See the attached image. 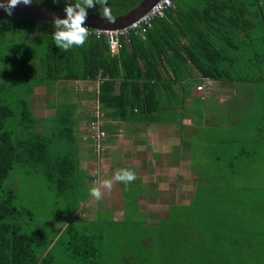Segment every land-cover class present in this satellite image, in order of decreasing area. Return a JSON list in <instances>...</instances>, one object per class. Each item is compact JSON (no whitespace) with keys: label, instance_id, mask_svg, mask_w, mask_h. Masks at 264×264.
<instances>
[{"label":"trees","instance_id":"1","mask_svg":"<svg viewBox=\"0 0 264 264\" xmlns=\"http://www.w3.org/2000/svg\"><path fill=\"white\" fill-rule=\"evenodd\" d=\"M35 1L47 8H58L59 3L58 0L55 3L53 0ZM141 1L108 0V7L112 16L116 17L130 11ZM99 8L97 5L87 9V12L102 16ZM172 13L179 20H174ZM166 14L169 17L153 18L151 27L143 34L131 31L127 39L121 38L115 52L110 50L105 36L96 37L92 34L83 47H73L64 52L53 42L55 29L52 22L0 14V28L23 26L29 32L34 30L38 34L40 32L36 28L39 22L45 30L48 27L51 29L46 31L44 48L40 50L37 59L34 49L27 45L5 54V77L18 80L34 78L35 81L27 90L28 97L18 99L19 123L26 129L24 139L14 141L11 131L4 128L6 120L15 116V113L10 103L0 100V264H54L51 246L56 240L63 244L69 259L81 264H126L130 260L128 256L112 260L107 254L111 244L104 242L106 235L101 225L104 218L98 216L99 212L97 218L90 221L83 220L76 212L83 201L87 200V193L78 186L86 185L89 180L94 182L101 176L97 172L89 175L80 167L75 141L69 133L66 134L72 129L71 123L67 121L71 108L62 105L56 111L58 126L64 125V128L59 129L57 126L55 135L58 134L64 140H58L62 146L58 152L49 155L50 138L44 136L45 130L35 129L36 119L29 105V96L36 85L48 87L60 80L95 81L97 91L94 101L99 103V111L105 121L111 117L133 120L137 115L144 118L147 114L157 120L160 112L169 104L177 105L175 102H178L181 105L184 89L202 83L205 78L212 81L247 78L244 69H241L242 73L233 70V57L228 56V53L232 54L231 48L240 47L238 38L241 37V31L253 25L247 15L246 0H174V7L168 9ZM166 18L170 21H165ZM224 61H228V64L224 65ZM45 127L48 130V124ZM51 136H54V132ZM105 140L102 141L103 152ZM247 148L251 146L241 147L238 156L237 153L233 155L230 166L235 164L234 158L243 162L245 157H238L251 154ZM14 168H23L28 176L41 173L48 189L54 191L55 200L68 199L70 195L76 199L71 218L65 220L67 224L64 228H52L47 233L39 226H30L33 222L32 209L13 203V191L5 190L2 186ZM216 179L221 182L228 178ZM131 201L135 206L133 209L130 207V210L138 212L135 196ZM175 210L171 208L169 217L162 218L159 226H150L145 221L136 220L139 226L147 228L145 231L148 235L153 232L158 238L153 242L157 249L154 263L217 264L214 255L218 245L212 238L200 243H186L191 241L187 237L188 232L191 234L188 230L195 229L194 219L208 229V234L212 233L209 227L213 219L210 217L211 212L208 209L188 211L186 218L182 219L183 213ZM59 213L56 211L55 214ZM111 213L109 211L108 215L111 218L105 219L112 222L124 220H112ZM113 228L117 230L109 238L115 242L125 228L118 223ZM142 231L139 235L136 230L131 232V241L135 238L136 244L134 251L137 257L134 264H151L146 259L150 242L145 239ZM113 245L118 248L116 243Z\"/></svg>","mask_w":264,"mask_h":264},{"label":"rangeland","instance_id":"2","mask_svg":"<svg viewBox=\"0 0 264 264\" xmlns=\"http://www.w3.org/2000/svg\"><path fill=\"white\" fill-rule=\"evenodd\" d=\"M254 1L255 0H246L247 15L252 20L253 25L250 29L241 31V37L238 38L240 47L231 48L232 54L228 53V56L233 57L231 62L234 65L233 70L242 73L241 69H244L243 73L247 77L244 81L246 82V86L243 85V88H241L239 84H237L235 89L239 91L238 93L240 94L249 93L255 98L257 105H251V109L253 110L250 117L253 116L259 119L261 116L262 126L257 127L261 129V132H256V128L253 130H244L243 133L241 131H235L238 142L234 145L231 143L232 152L234 154L237 153L240 151L241 146L245 144V146H251V148H247L248 152L251 154L245 156L241 154L238 159L245 157L243 162H239L234 158L233 161L235 164L232 166L227 162L231 161L233 156H231V158L229 157L230 154L225 152V146L226 140L233 139V126L230 127L228 132L219 134L218 137L220 141L218 142V147L214 145V142L211 144L209 139L212 138L211 136H202V132L198 139L194 137L196 138V143L204 145V152L216 154L212 151V149H214L215 151H223V153H221L218 159L215 157H206L204 163L201 164L200 178L202 182L198 181L199 188L197 198L189 202L181 200L172 206V208L176 209L175 211L183 213L182 219L186 218L185 216L188 211L195 212L197 209L203 211L208 209L211 212L210 217L213 219L209 227L212 233L208 234V229H205V226L195 219L194 225L197 227L188 230L191 234L189 235L188 232L187 238L191 241H186V243H192V241L200 243L202 240H209L212 238L213 242L218 245L214 255L218 261L217 264H264V120L262 119V117H264V0H259L257 3ZM58 2V8H65L66 4L69 3L68 0H58ZM37 28L36 31L40 32L38 34L34 30L29 32L23 26L0 28V100L10 103L14 110L15 116L9 117L4 126L6 130L11 131L14 141L21 140V138L24 139L26 136V129L22 123H19L20 114L18 111V99L28 97L27 90L35 79L18 80L5 77L4 72L6 71L7 64L5 61V54L16 51L19 47L27 45L31 49H34L35 59H37L39 53L44 48L45 34L51 30L50 27L45 30L46 28H43L39 22L37 23ZM228 61H230V59H228ZM228 61H224V65L228 64ZM79 85L80 86L76 84L79 89H82L83 86L81 84ZM59 86L60 88H67L65 84H60ZM89 86L94 89L95 92L96 83L95 85L93 84V86ZM209 90L211 91V88L205 91L207 92L205 98L207 95H210L208 94ZM95 93L92 94L91 92L90 94L94 96ZM67 94L70 95L68 92ZM47 96V101H51L54 92H47ZM211 100L213 99L209 98L207 102H204V106L213 104L211 109L214 110L216 105L211 102ZM239 102L243 103L242 100ZM85 104L86 107H90V109L99 110V103L94 100L92 101L91 97H89ZM42 107L43 103L39 104V108L42 109ZM93 113L94 111H92V115ZM234 114L233 112L230 113L234 119H237V116ZM193 119L195 118L193 117ZM249 123H254V121H250ZM46 124H48V130L45 127ZM58 124L57 117H54L52 121L42 124L46 131L44 136L50 138L48 146L49 155L58 152L60 146H62L58 143V140H64V138L59 137L58 134L55 135ZM58 128L63 129L64 125H60ZM35 129H38L37 122ZM52 132H54V136H51ZM257 136L261 141L259 145L255 144L253 141L249 142V140L246 143V140L243 139L255 138ZM227 151L229 152L228 149ZM92 156L95 157L93 154ZM197 159H200V156H197ZM84 166L88 170L89 165ZM112 170V168H109L107 172ZM88 172L90 175L94 174L92 170H88ZM216 178L228 179L217 182ZM2 186L5 190L13 191V203L19 207L29 206L32 209L33 222L30 226H39L47 233H50L52 228L61 226L64 228L65 224H67L65 220L71 218L70 213L76 204V199L72 195L68 196V199L61 198V200H55L54 191L48 189L43 175L37 173L28 176V173H26L23 168H14L10 172L8 178L4 180ZM83 187V184L78 186L80 190ZM124 188L123 204L119 195L111 199H109V197H104L109 199L108 202H103V199L96 201L92 198L91 200L83 202L76 212H78L83 220L86 219L88 221L96 219L99 212L98 216L101 215L104 218V223L101 224L104 234L106 235L104 242L111 244V249H107L106 251L107 254L112 260H120L124 256L130 257V260L126 264L136 263L135 260L137 257L134 251L136 247L135 238L131 241L133 235H131V232L134 233L133 231L136 230V234H138L143 229L144 231L141 233H144L145 239L152 243V247H150V243L147 246L146 259L151 264H155L154 257L156 256L157 249L153 242H156L158 238L153 232H151L153 235H151V233L148 235V232L145 231L147 228L143 225L139 226V222L136 220L145 221L148 225L155 226L158 224V221L168 215V212L164 209V205L161 203L162 206L159 203L160 195L149 198L150 205L144 204L141 201L138 212L131 211L130 207L133 209L135 206L131 200L134 196H138V194L136 191H129L135 189L136 184L130 183L124 186ZM154 190L157 191L156 189ZM148 191L152 192L151 190ZM1 195L2 192H0V198ZM167 199L168 197L165 196L163 200L168 201ZM140 200L142 199H139V201ZM169 202L172 203L176 201L170 198ZM190 202H192V204H190ZM56 211H60L61 213L56 215ZM109 211L110 213L113 212L112 220H120V218L124 220L119 222L110 221L109 219L111 217H108V215H110ZM122 214L124 216L123 218ZM107 217L109 219H105ZM94 222H97V220ZM116 223L123 225L125 229L123 230L124 233L122 236H119L114 242L109 236L112 232L117 230L113 228V225ZM136 223L138 226H136ZM113 243H116L118 248L114 247ZM63 247V244L60 243V241L57 242V240L52 244L51 253L54 264H81L77 260L69 259ZM141 252H143V248ZM119 264H121V262H119ZM156 264L161 263L158 262Z\"/></svg>","mask_w":264,"mask_h":264},{"label":"crops","instance_id":"3","mask_svg":"<svg viewBox=\"0 0 264 264\" xmlns=\"http://www.w3.org/2000/svg\"><path fill=\"white\" fill-rule=\"evenodd\" d=\"M173 19L179 20V17L174 14ZM164 20L170 21L167 18ZM164 78L166 77L164 76ZM239 80H234L236 82L233 81V78L232 80H213L210 87L211 91L209 90L208 93L210 95H207L205 99L200 98L203 92L196 89V85L201 82L196 83L182 91L184 100L181 105L178 102H175L177 105L169 104L166 109L160 112L161 114L157 120L152 119L151 114H147L144 118H140L137 115L133 120H122L117 117L107 118L104 123L107 133L104 142L105 151L101 157L93 153L92 140L89 136L90 129L88 128L89 121L92 119V109L86 107L85 104L89 97H91L92 101L94 100L92 94L95 92L89 85H95V81L60 80L48 87L46 85H36L33 93L29 96V105L38 123L39 131H44L42 124L52 121L60 106L67 105L68 108H71L67 121L71 123L72 129L67 134L69 133L70 137L75 141L80 167L87 174H89L88 170H92L94 173L97 172L101 176L100 178H111L114 171L118 168L134 170L137 179L132 183L136 184V188L129 192H137L138 196H135V198L137 199L138 207L141 206V201L150 205L149 198L160 195L159 203L164 205V209L167 210L169 215L172 206L179 201L189 202L197 198L198 181L202 182L200 174L201 164L204 163V159L206 157L218 159L223 153V151H215L214 149L212 151L216 154L204 152V145L195 141L196 138H199L201 132L202 136H211L213 138H209L211 144L214 142V145L218 147L219 134L228 132L230 127L233 126V139L226 140L225 146V152L230 154V158L234 155L231 143L234 145L238 142L235 131L243 133L244 130L256 128V132H261V129L257 128L262 126L261 116L259 119L253 116L250 117L253 110L251 105H257L255 98L249 93L240 94L238 93L239 91H236L235 86L237 84L241 88H243V85L246 86L245 79L240 80L241 82ZM185 81L187 82V80ZM60 84L67 85V88H60ZM76 84L78 86L81 84L83 88L79 89ZM50 91L54 92V96L51 101H47V92ZM91 92L92 94H90ZM209 98L213 99L211 102L216 105L214 110L211 109L213 104L204 106V102H207ZM240 100L243 103H240ZM41 103H43L42 109L39 108ZM232 112L235 113L234 115L237 116V119L230 115ZM262 119L264 120V117ZM250 121H254V123H249ZM243 139L246 140V143L249 140V142L253 141L257 145L261 142L258 136ZM244 146L245 144L241 147L244 148ZM197 156H200V159H197ZM84 165H89L88 170ZM109 168L113 170L107 172ZM93 183L92 180H89L86 185H83L82 189L87 193V200L92 199L88 195V189ZM124 186L122 183H114L111 191L102 190L103 202H108L109 199L118 195L121 197L122 202ZM165 196L168 197V201L163 200ZM104 197H109V199ZM170 198L176 202L170 203ZM139 199L142 200L139 201ZM168 215L163 219L168 218ZM159 224L160 221L155 226H159Z\"/></svg>","mask_w":264,"mask_h":264},{"label":"clouds","instance_id":"4","mask_svg":"<svg viewBox=\"0 0 264 264\" xmlns=\"http://www.w3.org/2000/svg\"><path fill=\"white\" fill-rule=\"evenodd\" d=\"M53 2L55 3L56 0H53ZM31 3L32 0H7V3H0V8H3L8 15H11L12 9L17 5H30ZM97 5L100 6L99 14L104 19L109 22L114 20L111 9L108 7V0H75L74 3L69 2L66 4L63 10L65 18L53 17L52 24L55 30L52 34V39L61 51L67 52L73 47H83L86 44L90 35L89 28L84 26L88 16L87 9L95 8ZM93 153L96 154L95 152ZM102 155L97 156L101 157ZM136 179L137 175L134 170L118 168L114 171L111 178L95 180L88 189V195L99 201L103 198L102 190L111 191L114 183H122L127 186Z\"/></svg>","mask_w":264,"mask_h":264},{"label":"built area","instance_id":"5","mask_svg":"<svg viewBox=\"0 0 264 264\" xmlns=\"http://www.w3.org/2000/svg\"><path fill=\"white\" fill-rule=\"evenodd\" d=\"M174 7V0H159L157 1L150 10H148L144 15L138 18L136 21L132 22L127 27H123L120 29H97L92 28L88 25H84L89 28L90 34L101 37L105 36L109 45V48L112 52H115L118 49L121 38L125 37L127 39V35L132 31L134 34H143L145 30L151 27L152 19L159 17L163 18L166 15V11ZM101 80V78H100ZM98 80V82H100ZM211 79L205 78L202 83L197 85L196 89L202 91L201 99H205V94L208 88L211 87ZM213 83V81H212ZM205 93V94H204ZM94 113L92 115V119L89 121L88 128L90 129V138L93 143V151L97 155H102L104 147L102 145V141L107 137V133L105 130V120L102 118V113L93 109Z\"/></svg>","mask_w":264,"mask_h":264},{"label":"water","instance_id":"6","mask_svg":"<svg viewBox=\"0 0 264 264\" xmlns=\"http://www.w3.org/2000/svg\"><path fill=\"white\" fill-rule=\"evenodd\" d=\"M159 0H142L130 11L114 17V20L109 22L102 16H98L88 12L85 25L97 29H120L127 27L132 22L136 21L144 15L151 7ZM0 3H7V0H0ZM64 8H47L35 0H32L30 5L19 4L12 9L13 16L24 18L39 19L42 21L52 22L53 17L65 18ZM0 14H7L3 8H0ZM8 15V14H7Z\"/></svg>","mask_w":264,"mask_h":264}]
</instances>
